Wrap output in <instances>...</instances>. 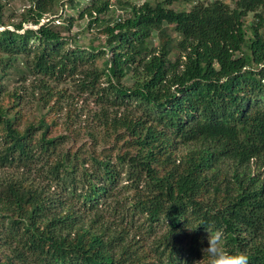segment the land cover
<instances>
[{
    "label": "trees",
    "instance_id": "1",
    "mask_svg": "<svg viewBox=\"0 0 264 264\" xmlns=\"http://www.w3.org/2000/svg\"><path fill=\"white\" fill-rule=\"evenodd\" d=\"M192 1L0 2V264H264V0Z\"/></svg>",
    "mask_w": 264,
    "mask_h": 264
},
{
    "label": "rangeland",
    "instance_id": "2",
    "mask_svg": "<svg viewBox=\"0 0 264 264\" xmlns=\"http://www.w3.org/2000/svg\"><path fill=\"white\" fill-rule=\"evenodd\" d=\"M144 1L147 0H130V2L135 3V4H142ZM195 0H193L192 2L189 3H184L183 7L185 8H190L192 3ZM229 3H233V0H226ZM1 3L6 4L7 8H11L15 14V18L14 21L15 22H19L21 20V16L20 13L26 8L28 7L32 0H0ZM88 3V0H82L81 2V6H86ZM115 3V2H114ZM175 7H178V4L174 5ZM65 12L62 9H59L58 13L56 15H54L53 17L58 18L59 15H63L65 17H67L68 15H73L78 17V12L75 8L69 6V4L65 5L64 7ZM123 8L118 6V4H114L113 8L107 13L106 18L110 19V18H116L119 16L123 15ZM12 13H10L9 11H6L4 18L7 19ZM48 19H44L42 21V23H45ZM254 20V14L251 13L248 16V19L246 20L247 25H249L252 21ZM56 22H59L58 20ZM29 27H34L36 28L37 26H29ZM98 29L95 27V24L92 23L89 18H85V19H76L72 28V32L70 33V35H74V34H78V38H79V42L81 46H88L89 44H94V45H100L101 43H103L106 39L105 36L103 35H99L97 33ZM65 35H67V33H64ZM69 35V36H70ZM100 39H99V37ZM156 43V42H155ZM133 80L126 78L124 80V83L127 84L128 86L133 84ZM15 83L12 84V86H14ZM65 86H69V84H65ZM78 99V97H77ZM79 105L80 108L85 109V112L88 113L90 111H92L96 106L94 105V103L90 100H87L83 97L80 96L79 98V102L77 103ZM86 115H84L82 118H85ZM83 122V121H82ZM85 140V138L81 139V142H83Z\"/></svg>",
    "mask_w": 264,
    "mask_h": 264
},
{
    "label": "clouds",
    "instance_id": "3",
    "mask_svg": "<svg viewBox=\"0 0 264 264\" xmlns=\"http://www.w3.org/2000/svg\"><path fill=\"white\" fill-rule=\"evenodd\" d=\"M189 228V227H188ZM189 230H194L189 228ZM208 247L203 249L204 258L196 264L207 259V264H249V256L244 251H229L224 246V232L222 229L214 231L207 228Z\"/></svg>",
    "mask_w": 264,
    "mask_h": 264
}]
</instances>
